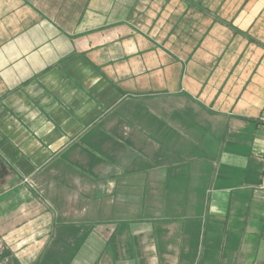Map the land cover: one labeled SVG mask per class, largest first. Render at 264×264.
<instances>
[{
  "label": "crops",
  "instance_id": "crops-1",
  "mask_svg": "<svg viewBox=\"0 0 264 264\" xmlns=\"http://www.w3.org/2000/svg\"><path fill=\"white\" fill-rule=\"evenodd\" d=\"M264 0H0V264H264Z\"/></svg>",
  "mask_w": 264,
  "mask_h": 264
},
{
  "label": "built area",
  "instance_id": "built-area-1",
  "mask_svg": "<svg viewBox=\"0 0 264 264\" xmlns=\"http://www.w3.org/2000/svg\"><path fill=\"white\" fill-rule=\"evenodd\" d=\"M262 163H263V167H262V175H261V184H260V187L262 189H264V147H263Z\"/></svg>",
  "mask_w": 264,
  "mask_h": 264
}]
</instances>
